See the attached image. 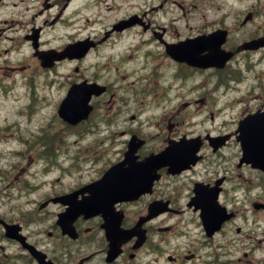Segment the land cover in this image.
<instances>
[{
	"label": "flooded vegetation",
	"instance_id": "flooded-vegetation-1",
	"mask_svg": "<svg viewBox=\"0 0 264 264\" xmlns=\"http://www.w3.org/2000/svg\"><path fill=\"white\" fill-rule=\"evenodd\" d=\"M191 1L190 11L173 12L182 5L178 0L132 6L129 0H0V101L2 64L9 67L1 49L34 33L46 36V50L90 45L83 57L57 61L48 74L69 86H106L85 120L72 125L64 119L32 144L44 148V189L26 192L35 197L23 204L1 201L24 223L45 216L46 264H210L224 245L222 234L231 244V228L244 233L234 221L252 217L256 223L264 214V171L243 157L239 139L240 122L256 114L263 117L247 126L264 132V43L248 45L264 37V21L255 23L264 17V0H219L214 6L230 14L220 12L212 22L201 21L210 17L200 18L194 12L199 0ZM216 31L225 32L220 49L230 58L218 67L187 63L205 52L191 55L181 44ZM174 49L181 52L170 53ZM61 66L66 71H58ZM218 117L226 119L215 125ZM176 146L192 147L198 160L179 171L188 156L179 150L174 172L164 156ZM90 184L94 188L86 189ZM216 197L232 216L211 233L199 211L212 203L217 212ZM87 207L92 214L74 219L76 237L64 234L59 217ZM259 237L254 242L263 250L264 233ZM260 261L263 255L254 263Z\"/></svg>",
	"mask_w": 264,
	"mask_h": 264
},
{
	"label": "rangeland",
	"instance_id": "rangeland-1",
	"mask_svg": "<svg viewBox=\"0 0 264 264\" xmlns=\"http://www.w3.org/2000/svg\"><path fill=\"white\" fill-rule=\"evenodd\" d=\"M136 0H133V2ZM246 1V0H244ZM141 4L145 3L149 5L150 0H140ZM219 2V0H199L200 4V18L203 16H209L210 18L205 20L201 19V21L205 22H212L215 19H218L220 16V12H225L229 13L228 9L224 7V9H220V12L218 8L214 5H216ZM264 5V2L261 3ZM249 5V4H248ZM176 12H180L179 9L175 10ZM231 19V18H228ZM260 20L264 21V17L261 15L258 16V18L255 19V23L260 22ZM249 29H252L251 26H248ZM9 57V60L15 61L16 59V54L11 53ZM18 77V76H17ZM22 80L19 78H16V84L18 85L15 90L11 91L12 95L17 96L18 98H22L23 95L26 93V88L21 85ZM46 96V101L47 105H50V102H48L49 99V88L46 87L45 90H43ZM62 90L60 89V94L61 96ZM59 98V97H58ZM23 103L22 100H19L17 103V106L19 103ZM16 109L12 107H2L1 106V111H0V127L4 126L5 124L11 122V120H16L14 117H12V113ZM55 109L52 108L49 112H46V107L41 110L40 113L36 115L35 118H33L30 122L28 120H25L23 122L17 123V127L19 128L18 131H7L3 132L0 130L1 134H4L8 138H12L13 136H19L21 137L22 134H26L28 139L32 140L34 137H36L38 134H41L42 128L44 127L45 123L46 125L48 124V121H51L52 126H57L58 123L53 119V114H54ZM40 117H42L41 120H38ZM226 119L225 117H218L214 124L219 125L223 122V120ZM231 120V118L227 119V121ZM211 122H209L210 124ZM211 125V124H210ZM26 130V131H23ZM22 138V137H21ZM11 149H17L19 152H24L26 149L24 148V145H19L16 143V141H13L11 143H0V152H6ZM38 149H34L33 151H36ZM32 151L28 154L29 158L31 157ZM1 165H7L8 164V159L4 158L0 161ZM7 185L4 179L0 178V189L4 188ZM240 206V204H236ZM11 216H9V219L12 220H18L20 218V214L18 211H11L10 212ZM256 223H254V218H249V220L246 222L244 219L239 218L234 223L241 224L244 228V233L243 234H236L235 229L231 228L230 231L227 232L226 238L229 239L231 244H227L224 240V235L222 234L219 237L220 243H223L218 250V255L217 256H212V263L214 264H255L254 262L258 257L261 255L264 256V249H257V247L260 245L258 243L255 244L254 241L257 242V239L260 238L259 235L264 233V214H257L256 217ZM259 226V228H256ZM33 229L36 228V226H32ZM42 227H40L41 229ZM33 239L40 238L41 236H37L34 234H31ZM9 252L11 254H15L17 250L12 246L9 248ZM248 253V256H244L245 253ZM239 261V262H238ZM208 263V261H206ZM261 264H264L263 261H260Z\"/></svg>",
	"mask_w": 264,
	"mask_h": 264
},
{
	"label": "water",
	"instance_id": "water-1",
	"mask_svg": "<svg viewBox=\"0 0 264 264\" xmlns=\"http://www.w3.org/2000/svg\"><path fill=\"white\" fill-rule=\"evenodd\" d=\"M213 58H214V55L212 53H209V55L206 57V61L208 62V65L213 64ZM224 209L225 208H223V212H224ZM217 212H219V211H217ZM218 216H219V214L217 213V217ZM219 225H220V223L218 222V228H219Z\"/></svg>",
	"mask_w": 264,
	"mask_h": 264
}]
</instances>
